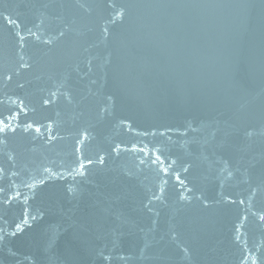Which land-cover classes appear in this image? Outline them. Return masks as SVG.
<instances>
[{
  "label": "water",
  "instance_id": "95a60500",
  "mask_svg": "<svg viewBox=\"0 0 264 264\" xmlns=\"http://www.w3.org/2000/svg\"><path fill=\"white\" fill-rule=\"evenodd\" d=\"M0 264H264V0H0Z\"/></svg>",
  "mask_w": 264,
  "mask_h": 264
}]
</instances>
